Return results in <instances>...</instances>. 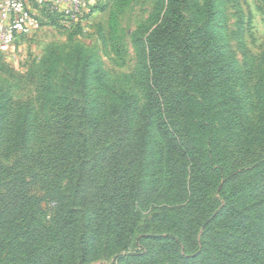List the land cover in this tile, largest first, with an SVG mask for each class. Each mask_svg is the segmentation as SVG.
<instances>
[{"label":"trees","instance_id":"trees-1","mask_svg":"<svg viewBox=\"0 0 264 264\" xmlns=\"http://www.w3.org/2000/svg\"><path fill=\"white\" fill-rule=\"evenodd\" d=\"M189 4L190 0H167L166 14L160 23L155 21L157 26L145 40V63L140 67L147 71L148 80L141 107L101 83L96 84L112 101V122L102 119L105 111L91 109L85 83H79L78 90L71 83L70 91L59 100L68 109L53 118L56 129L48 132L51 160L42 167L55 174L65 167L66 183L49 224L36 210L28 222L22 221L20 235L9 237L50 239L43 249L25 245L28 250L22 251L19 247L25 260L18 264H90L110 258L118 264H163L165 258L176 260L171 264H210L203 239H212L218 222L226 234L231 231L224 236L232 239L236 254L230 264L238 262V248L243 244L249 248V262L244 264H264V153L253 167L239 168L232 162L243 150L251 154L255 147L264 148V88L254 87L261 106L258 116L242 115L241 99L230 86L234 73L240 78L241 72L224 62L221 47L207 33L209 25L197 27L190 20L189 10L195 7ZM40 11L61 19L46 9ZM101 78L94 75L97 82ZM5 117L0 115V136ZM18 134L24 143L25 135ZM153 143L159 146L160 165L171 154L176 169L184 172L183 199L177 201L180 208L172 209L184 210L186 216L198 212L193 222L173 220L162 213L164 207L148 201L147 175L150 165L157 162L151 154ZM27 147L23 152L28 153ZM104 162L112 164L110 179L93 187L94 164ZM170 164L165 171L170 179L164 184L173 182ZM254 171L248 177H254L256 184L244 192L242 181ZM4 174L0 164V178L8 176L0 179V228L27 214L29 199H22L27 194L16 189L32 182L18 173ZM211 194L223 197V203L208 208ZM146 210L154 212L149 222ZM200 230V241L193 242ZM147 232L154 236H145ZM190 242L201 247L185 255Z\"/></svg>","mask_w":264,"mask_h":264},{"label":"rangeland","instance_id":"rangeland-1","mask_svg":"<svg viewBox=\"0 0 264 264\" xmlns=\"http://www.w3.org/2000/svg\"><path fill=\"white\" fill-rule=\"evenodd\" d=\"M166 3L167 0H96L85 8V14L77 24L53 18L33 7L38 28L29 35L17 39L9 51H0V115H6L0 136V164L5 171L4 175L10 172L18 173L23 179L32 181L24 189H16L24 190L27 194L26 198H22L29 199L26 201L29 204L27 214L19 215L10 226L0 228V264H18L24 261L19 247L26 251L28 247L25 245L36 250L49 246L50 239L9 237L17 233L20 235L23 224L30 220V216L34 215L36 210L40 219L49 224L57 207L58 193L63 190L66 183L63 173L65 167L58 174L47 173L48 171L42 167L51 160L48 132L56 129L53 118L64 114L68 109L59 100L70 91L71 83H76L75 90L80 88L79 83H85L84 94L91 109L97 113L105 111L102 113L104 114L102 119L107 123L113 117L110 114L112 101L110 95L96 84L101 83L104 89H110L116 95H124L130 98L137 108L141 107L146 101L148 80L147 71L140 67V64L145 63V40L157 26L155 21L160 23L166 14ZM189 5L195 7L189 10L190 20L197 27L209 25L207 33L209 36L212 35L217 45L221 47L224 62L232 63L241 72L240 78L234 73L236 78L233 80V77L230 84L241 99V114L256 118L261 106L258 105L254 87L258 84L264 88L262 1L190 0ZM205 33L203 31L200 35ZM94 75L101 76V80L97 82ZM43 120L48 121V125L45 126L44 123L47 122ZM19 132L22 136L25 135L24 143H21V135L18 134L19 137H16ZM29 137L33 139L30 140ZM24 147H27L28 153L23 152ZM158 149L159 146L153 143L151 154L155 156L157 162L150 165L147 175L148 201L157 208L164 207L166 211L162 213H166L173 220L186 218L193 222L197 219L198 212L186 216L184 210L172 209L179 207L177 201L183 199L186 180L184 172L176 169L175 156L171 154L165 153L168 161L165 160L164 164L160 165ZM262 153L264 148L255 147L251 154L243 150L241 156L232 162L239 168L253 167L257 165V159L263 156ZM170 161L174 169L170 180L173 179V182L164 184L163 182L170 179L165 174L167 168L171 167ZM111 166L112 164L106 162L94 164L97 169L94 170L92 177L93 187H99L106 183L107 178L110 179L108 174H111L109 172ZM99 167L105 168L106 171L100 170ZM254 174L255 171L245 175L246 180L242 181L245 186L244 192L255 186L256 179L248 177ZM40 181L44 183L41 184ZM226 195L227 192L224 191V196ZM214 203L222 204L223 197L211 194L208 208ZM258 205L261 207L262 202H258ZM145 212H148L144 215L146 221H151L154 212L147 210ZM214 231L212 239H203L205 256L210 258L208 261L210 264H230V258L236 254L231 244L232 239H224V236L231 231L228 230L226 234L227 230L223 228L221 222L216 224ZM201 233L200 230L192 241L198 243ZM145 236L154 235L147 232ZM193 242L186 244L185 255L192 253L191 249L194 247H201V244L192 246ZM238 249L241 251L237 254L236 264L249 262L248 245L243 244ZM139 250L140 247L132 248L130 251ZM99 262L118 264L115 258L105 261L94 260L90 264ZM171 262L175 263L176 260L165 258L163 264Z\"/></svg>","mask_w":264,"mask_h":264},{"label":"built area","instance_id":"built-area-1","mask_svg":"<svg viewBox=\"0 0 264 264\" xmlns=\"http://www.w3.org/2000/svg\"><path fill=\"white\" fill-rule=\"evenodd\" d=\"M96 0H0V51H9L15 41L38 28L33 7L46 9L68 23L77 24L85 8Z\"/></svg>","mask_w":264,"mask_h":264},{"label":"water","instance_id":"water-1","mask_svg":"<svg viewBox=\"0 0 264 264\" xmlns=\"http://www.w3.org/2000/svg\"><path fill=\"white\" fill-rule=\"evenodd\" d=\"M95 264H112V263L99 262V263H95Z\"/></svg>","mask_w":264,"mask_h":264}]
</instances>
